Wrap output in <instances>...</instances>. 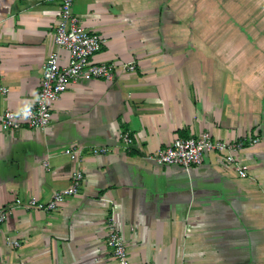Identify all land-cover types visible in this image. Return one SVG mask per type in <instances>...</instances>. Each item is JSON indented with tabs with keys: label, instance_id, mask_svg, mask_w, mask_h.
<instances>
[{
	"label": "crops",
	"instance_id": "crops-1",
	"mask_svg": "<svg viewBox=\"0 0 264 264\" xmlns=\"http://www.w3.org/2000/svg\"><path fill=\"white\" fill-rule=\"evenodd\" d=\"M60 10L0 0V110L34 104L52 53L69 64L54 41ZM73 13L106 41L93 62L136 69L70 84L45 131L0 129V264H117L112 212L131 264H264V0H76ZM206 132L261 140L238 156L248 178L217 153L190 169L147 159ZM73 146L111 153L83 155L80 194L59 210L17 207L70 187Z\"/></svg>",
	"mask_w": 264,
	"mask_h": 264
},
{
	"label": "built area",
	"instance_id": "built-area-1",
	"mask_svg": "<svg viewBox=\"0 0 264 264\" xmlns=\"http://www.w3.org/2000/svg\"><path fill=\"white\" fill-rule=\"evenodd\" d=\"M46 1L59 3L61 6L54 41L58 49L70 53L69 64L62 66L59 54L52 53L45 63L36 101L33 105L19 111L0 110L1 130L15 132L26 126L31 130L45 131L50 127L53 120L52 105L58 102L68 91L70 84L93 80L113 82L116 80L120 69L125 71H135L136 69L134 63L116 65L114 63L97 64L93 62V58L105 48L106 41L82 26L81 18L73 13L76 0ZM8 94L9 89L0 85V95L7 96ZM120 140L126 149H130L133 145V139L128 133H122ZM260 141L258 138L236 142L221 141L214 139L209 132H206L195 138L178 140L168 148L149 155L147 159L162 167L190 169L193 166H201L208 154L217 153L224 157L240 178L246 179L249 177L250 167L241 163L238 156L247 146H257ZM84 150L85 148L73 146L64 151V154L78 166V170L73 173L70 187L56 192L53 199L48 203L33 199L24 203L19 202L17 207L52 213L63 207L68 199L77 197L85 180V174L78 165L83 155L105 156L111 153V148L107 146L91 147L87 151ZM6 218L5 213L0 214V233ZM106 232L105 242L116 263L131 264L126 241L118 228L114 212L107 217ZM10 244L19 247L17 241H12Z\"/></svg>",
	"mask_w": 264,
	"mask_h": 264
}]
</instances>
